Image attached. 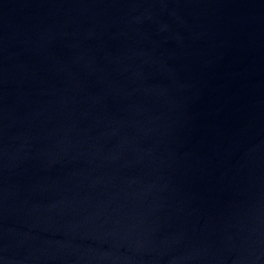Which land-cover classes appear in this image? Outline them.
Here are the masks:
<instances>
[{"label": "water", "instance_id": "obj_1", "mask_svg": "<svg viewBox=\"0 0 264 264\" xmlns=\"http://www.w3.org/2000/svg\"><path fill=\"white\" fill-rule=\"evenodd\" d=\"M0 264H264V0H0Z\"/></svg>", "mask_w": 264, "mask_h": 264}]
</instances>
